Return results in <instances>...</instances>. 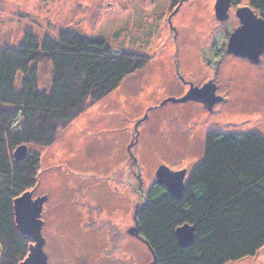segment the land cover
<instances>
[{"label": "rangeland", "instance_id": "obj_1", "mask_svg": "<svg viewBox=\"0 0 264 264\" xmlns=\"http://www.w3.org/2000/svg\"><path fill=\"white\" fill-rule=\"evenodd\" d=\"M216 2L0 0V50L19 48L27 36L41 45L47 38L59 43L82 35L137 53L132 56L138 67L98 98L87 95L72 119L52 124L46 144L24 142L39 157L30 190L34 198L47 196L42 232L49 264H150L149 245L131 231L137 226L142 194L158 181L159 167L186 169L187 180L205 159L210 134L264 135V56L261 65H254L225 51L227 34L237 24L235 7L230 19L222 22ZM240 6L252 7L249 0ZM32 66L37 67L39 88L51 83L49 57ZM23 77L17 76L19 91ZM211 80L225 98L212 109L193 100L162 105L167 98L183 97L191 83L202 86ZM6 112L8 125L19 108ZM34 114L26 122L19 119L17 129L32 124L39 135L41 112ZM84 117L86 130L72 135L75 121ZM121 137L131 148L128 165L114 147ZM8 145L13 156L17 147ZM24 237L23 254L14 259V247L0 239V264L25 259L33 241ZM230 264H264V247Z\"/></svg>", "mask_w": 264, "mask_h": 264}, {"label": "trees", "instance_id": "obj_2", "mask_svg": "<svg viewBox=\"0 0 264 264\" xmlns=\"http://www.w3.org/2000/svg\"><path fill=\"white\" fill-rule=\"evenodd\" d=\"M249 1L264 17V0ZM75 39L57 43L47 38L40 45L27 36L19 48L0 50V239L14 247L13 259L23 254L26 239L17 232L13 201L35 187L39 157L32 153L16 162L8 142L11 147L46 144L52 124L72 119L87 95L98 98L138 67L132 50H115L103 38ZM44 57L52 60L53 78L39 88L32 64ZM22 73L19 91L16 80ZM12 106L19 113L7 125L3 117ZM40 112L39 135L32 124L17 129L19 119L26 122ZM206 145V157L192 170L181 199L158 183L142 194L135 220L156 264H230L264 247V135L220 131L210 134ZM186 223L196 227V238L184 248L176 231Z\"/></svg>", "mask_w": 264, "mask_h": 264}, {"label": "water", "instance_id": "obj_3", "mask_svg": "<svg viewBox=\"0 0 264 264\" xmlns=\"http://www.w3.org/2000/svg\"><path fill=\"white\" fill-rule=\"evenodd\" d=\"M232 4V0H217L215 11L220 21L224 22L230 18ZM236 16L240 21V26L230 34L227 50L234 55L249 58L252 62H258L264 53V17L258 15L251 6H240L236 11ZM191 100L201 102L204 107L212 109L223 100V96L217 94V84L211 80L202 86H195L191 83V88L183 97L167 98L162 105L168 102L183 103ZM29 153L28 143L19 144L13 154L14 160L22 161ZM187 174L186 169L172 171L169 167L162 165L157 170L158 181L156 183L164 185L176 199H181L187 183L185 179ZM33 190L24 191L13 201L16 229L22 236L33 241L28 246L29 254L20 264H49L48 255L44 250L46 239L42 232L44 226L42 212L47 196L34 198ZM136 223L137 226L131 233L139 237L140 227L138 221ZM195 231L196 227L188 223L178 227L176 233L181 247H189L194 243ZM150 264L156 263L152 261Z\"/></svg>", "mask_w": 264, "mask_h": 264}, {"label": "crops", "instance_id": "obj_4", "mask_svg": "<svg viewBox=\"0 0 264 264\" xmlns=\"http://www.w3.org/2000/svg\"><path fill=\"white\" fill-rule=\"evenodd\" d=\"M196 102H198V101H196ZM199 104L201 103V102H198ZM202 105H203V103H201ZM204 106V105H203ZM84 115V114H83ZM89 114L88 113H86L85 114V117L87 118V116H88ZM84 117V119L81 121V120H78L77 122L75 121V124H76V126H77V129H76V131L75 132H71V134L72 135H74V136H76L77 135V133H79V132H84L86 129H85V126H86V122H87V120H86V118ZM126 129H129L128 127H126ZM132 135V134H131ZM69 140V139H68ZM72 140H74V139H72ZM114 142V141H113ZM79 143H82L81 141H79ZM114 144H115V146L114 147H116V152H119L120 154H118V157H119V159H122L126 164L127 163H130L131 164V162L130 161H132V156L130 157V151H131V148L129 147V143L127 142V140H125L124 139V137H121L120 138V141H115L114 142ZM111 146V145H110ZM77 152V151H76ZM113 153V152H112ZM128 165V164H127ZM102 174H104V173H102Z\"/></svg>", "mask_w": 264, "mask_h": 264}, {"label": "flooded vegetation", "instance_id": "obj_5", "mask_svg": "<svg viewBox=\"0 0 264 264\" xmlns=\"http://www.w3.org/2000/svg\"><path fill=\"white\" fill-rule=\"evenodd\" d=\"M232 2H233L232 6L235 7V15H236V11H237V9L240 7V3H236V2H234L233 0H232ZM235 18H236L237 24H236L235 26H233V30L240 26V21H239V19L237 18V16H235ZM229 19H230V18H229ZM229 19H228V20H229ZM228 20H227V21H228ZM233 30L227 34V41H226V45H225V49H226V50H225V51H226L228 54H232V53H229V51L227 50V48H228V40H229L230 34L233 32ZM232 55H234V54H232ZM234 56H237V55H234ZM263 56H264V53L260 56V60H259L258 62H252L249 58H245V57H242V58L248 60L249 62H251V63L254 64V65H261V64L263 63V59H262ZM238 57H241V56H238ZM216 84H217V82H216ZM218 87H219V84H217V89H218ZM217 94H218V93H217ZM220 95H221V94H220ZM221 96H222V95H221ZM224 101H225V98L223 97V100H222L220 103H222V102H224ZM31 143H33V142H30V144H31ZM34 144H35V143H34ZM32 147H34V145H32ZM32 153H35V152H34L33 150L30 149V153H29V154H32Z\"/></svg>", "mask_w": 264, "mask_h": 264}]
</instances>
